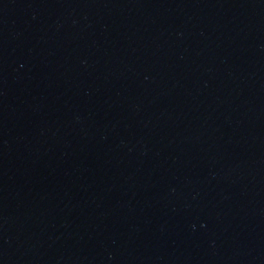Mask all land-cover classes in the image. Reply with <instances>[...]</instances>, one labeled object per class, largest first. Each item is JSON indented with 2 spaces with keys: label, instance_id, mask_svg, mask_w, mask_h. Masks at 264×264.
<instances>
[{
  "label": "water",
  "instance_id": "water-1",
  "mask_svg": "<svg viewBox=\"0 0 264 264\" xmlns=\"http://www.w3.org/2000/svg\"><path fill=\"white\" fill-rule=\"evenodd\" d=\"M0 264H264V0H0Z\"/></svg>",
  "mask_w": 264,
  "mask_h": 264
}]
</instances>
